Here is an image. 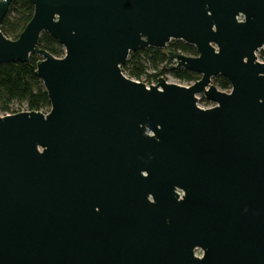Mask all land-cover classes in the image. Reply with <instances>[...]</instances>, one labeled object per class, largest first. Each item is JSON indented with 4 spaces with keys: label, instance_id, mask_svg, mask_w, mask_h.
Wrapping results in <instances>:
<instances>
[{
    "label": "water",
    "instance_id": "1",
    "mask_svg": "<svg viewBox=\"0 0 264 264\" xmlns=\"http://www.w3.org/2000/svg\"><path fill=\"white\" fill-rule=\"evenodd\" d=\"M29 2L0 63L37 54L50 107L0 113V264H264V0ZM171 39L193 83L121 71Z\"/></svg>",
    "mask_w": 264,
    "mask_h": 264
},
{
    "label": "trees",
    "instance_id": "2",
    "mask_svg": "<svg viewBox=\"0 0 264 264\" xmlns=\"http://www.w3.org/2000/svg\"><path fill=\"white\" fill-rule=\"evenodd\" d=\"M33 13V5L29 0H11L8 10L1 23V31L11 39H16L23 30ZM39 46L52 55L61 57L64 50L60 43L51 35L42 32L39 37ZM167 50L180 52L185 55H196L193 45L182 40H171L167 48L148 46L130 51L126 61L121 65V71L129 78L144 81H157L165 73H170L179 80L193 83L199 79V73L184 69L170 68L166 65ZM259 57L264 60V49L259 51ZM39 56L32 53L28 61H11L0 63V113H14L20 109H13L11 104L17 102L24 105L26 110L46 112L49 107L47 93L42 81L35 74L36 62ZM151 70V71H150ZM221 89L230 88L228 80L222 76L214 77Z\"/></svg>",
    "mask_w": 264,
    "mask_h": 264
},
{
    "label": "rangeland",
    "instance_id": "3",
    "mask_svg": "<svg viewBox=\"0 0 264 264\" xmlns=\"http://www.w3.org/2000/svg\"><path fill=\"white\" fill-rule=\"evenodd\" d=\"M262 48H260L259 50H257L256 51V56H257V60L258 61H264V60H262L260 57H259V51L261 50ZM151 71V70H150ZM167 82H176L177 84H179V85H189L190 83H187V82H185V81H182V80H179V79H177L176 77H174L172 74H170V73H165L163 76H162ZM143 80L144 81H141V82H143V83H145V82H147L148 80H146L145 78H143ZM151 82H157V81H154V80H150L149 81V83H146L147 85H150L151 84ZM212 82H214V84L216 85V87L220 90L221 88H219V86L216 84V82H215V80H214V77H212L211 78V83ZM198 96H197V98H198V100H197V102L198 103H200L203 107H205V106H207V105H209V104H212V103H214V102H212V101H210V100H208V99H205L204 97H203V95L202 94H197ZM11 107L13 108V109H22L23 107H24V105L23 104H19V103H17V102H14V103H12L11 104ZM48 111V110H47ZM196 252L199 254L200 253V251H199V249H197L196 250Z\"/></svg>",
    "mask_w": 264,
    "mask_h": 264
},
{
    "label": "flooded vegetation",
    "instance_id": "4",
    "mask_svg": "<svg viewBox=\"0 0 264 264\" xmlns=\"http://www.w3.org/2000/svg\"><path fill=\"white\" fill-rule=\"evenodd\" d=\"M237 17V20H239V21H242V20H244V16L242 15V14H239V15H237L236 16ZM171 41V40H170ZM169 41V42H170ZM168 42V43H169ZM167 43V44H168ZM262 49H264V48H262ZM168 51V50H167ZM177 192H178V194H179V198L181 197V195H182V191L181 190H177ZM149 199L151 200V197H150V195H149ZM197 249H199V251H200V253L199 254H196L197 256H201L202 254H203V249H201V248H196L194 251H196Z\"/></svg>",
    "mask_w": 264,
    "mask_h": 264
},
{
    "label": "built area",
    "instance_id": "5",
    "mask_svg": "<svg viewBox=\"0 0 264 264\" xmlns=\"http://www.w3.org/2000/svg\"><path fill=\"white\" fill-rule=\"evenodd\" d=\"M171 40H176V39H171ZM146 84V83H145ZM147 85V84H146Z\"/></svg>",
    "mask_w": 264,
    "mask_h": 264
}]
</instances>
